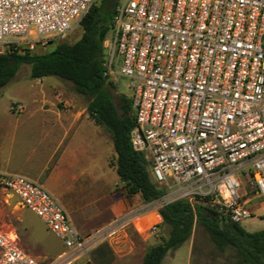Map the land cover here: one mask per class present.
<instances>
[{"label":"built area","instance_id":"1","mask_svg":"<svg viewBox=\"0 0 264 264\" xmlns=\"http://www.w3.org/2000/svg\"><path fill=\"white\" fill-rule=\"evenodd\" d=\"M99 0H0V53L44 52L79 28ZM102 40L103 77L128 79L132 147L165 192L213 206L226 222L251 217L244 178L264 195V0H118ZM22 109V105H17ZM0 189L36 214L68 254L141 214L82 234L38 179L0 169ZM157 213V208H155ZM151 228H156V222ZM58 263V262H57ZM0 264H41L0 231ZM53 264V263H52Z\"/></svg>","mask_w":264,"mask_h":264},{"label":"rangeland","instance_id":"2","mask_svg":"<svg viewBox=\"0 0 264 264\" xmlns=\"http://www.w3.org/2000/svg\"><path fill=\"white\" fill-rule=\"evenodd\" d=\"M80 34L81 28L77 27L56 42H74ZM28 73L29 66L23 64L15 77L0 87V120L3 123L0 169L38 178L64 205L74 226L82 234L100 232L113 218L132 209L141 215L114 232L96 234L98 237L84 253L68 254L62 241L36 214L22 206L15 195L0 189V231L9 233L14 230L19 245L41 264H82L87 261L91 264H138L147 247L161 242L168 235V225L155 214V208L158 213L160 207L157 200L145 202L138 193L126 194L115 172L116 154L109 132L88 120V98L77 93L69 80L56 75L31 78ZM110 82L113 85L110 91L118 106L120 94H130L126 87L128 79L118 76L112 77ZM39 104L53 105L64 113L76 111L83 115L76 136L85 144L86 153L75 170L87 169L90 175L83 173L77 181L66 177L55 183L47 180L52 162H48L46 155L51 144L38 141L32 120L25 116L28 109ZM17 105H22V109H17ZM239 185L240 196L249 198L247 207L252 212L242 225L250 231L264 228V195L254 196L244 178ZM148 216L150 219L145 220ZM152 222H156L155 229L150 227ZM118 235L122 237L119 241L114 238ZM109 242H117L119 247L112 249ZM232 254V249L219 251L202 227L194 226L193 258L199 264H229L234 260ZM167 256L162 264H169Z\"/></svg>","mask_w":264,"mask_h":264},{"label":"trees","instance_id":"3","mask_svg":"<svg viewBox=\"0 0 264 264\" xmlns=\"http://www.w3.org/2000/svg\"><path fill=\"white\" fill-rule=\"evenodd\" d=\"M118 0H99L80 21L81 34L74 42H55L44 52L5 51L0 53V87L15 77L23 64L29 66V77L56 75L69 80L77 93L88 98L86 110L91 121L110 134L115 156V172L127 195L139 194L150 202L165 189L152 180L143 155L130 142L135 122L131 100L120 94L117 106L102 74V40L109 30V20ZM254 191V190H252ZM168 235L149 247L140 264H160L169 249L180 246L201 226L219 251L233 250L229 264H264V228L250 231L242 223L226 222L213 206L187 199H176L158 208ZM82 264H91L84 262Z\"/></svg>","mask_w":264,"mask_h":264},{"label":"crops","instance_id":"4","mask_svg":"<svg viewBox=\"0 0 264 264\" xmlns=\"http://www.w3.org/2000/svg\"><path fill=\"white\" fill-rule=\"evenodd\" d=\"M25 116L32 120V126L39 137L38 141L46 145L47 143L51 144L46 155L48 162H52L47 180L55 183L66 177L69 180L77 181L83 173L90 175L87 169L75 170L78 161L86 153L85 144L81 142L80 137L76 136V131L80 129L82 124L83 115L81 113L76 111L64 113L57 110L53 105L39 104L37 107L28 109ZM85 118H88L87 115ZM88 120L92 122L89 118ZM2 126L3 123L0 120V130ZM114 238L119 241L122 237L118 235ZM193 241L194 227L190 236L180 246L166 251L160 264L166 255H168L169 264H199L193 258ZM116 243L109 242L108 245L112 249H116L119 247ZM140 263L141 261L138 264Z\"/></svg>","mask_w":264,"mask_h":264},{"label":"bare ground","instance_id":"5","mask_svg":"<svg viewBox=\"0 0 264 264\" xmlns=\"http://www.w3.org/2000/svg\"><path fill=\"white\" fill-rule=\"evenodd\" d=\"M156 215H158L159 216V214L158 213H155ZM148 219H150V217L148 216V217H145V220H148ZM152 220V219H151ZM151 220H149V223H150V221ZM153 221V220H152ZM153 223V222H152Z\"/></svg>","mask_w":264,"mask_h":264},{"label":"water","instance_id":"6","mask_svg":"<svg viewBox=\"0 0 264 264\" xmlns=\"http://www.w3.org/2000/svg\"><path fill=\"white\" fill-rule=\"evenodd\" d=\"M148 250H149V248L147 247V248H146V252H147Z\"/></svg>","mask_w":264,"mask_h":264}]
</instances>
